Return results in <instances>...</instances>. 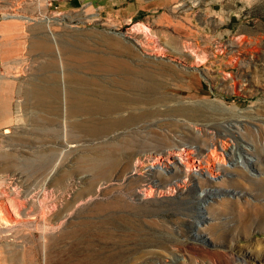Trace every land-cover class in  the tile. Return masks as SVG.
Masks as SVG:
<instances>
[{
  "label": "rangeland",
  "instance_id": "374dc122",
  "mask_svg": "<svg viewBox=\"0 0 264 264\" xmlns=\"http://www.w3.org/2000/svg\"><path fill=\"white\" fill-rule=\"evenodd\" d=\"M44 1L52 34L130 73L35 51L51 43L38 0H0V264H264V0ZM161 70L156 92L113 82ZM55 82L58 102L34 104ZM102 82L132 97L112 117L152 113L88 132L105 115L89 100L71 114L68 91L96 97ZM131 139L108 179L87 164Z\"/></svg>",
  "mask_w": 264,
  "mask_h": 264
},
{
  "label": "bare ground",
  "instance_id": "6f19581e",
  "mask_svg": "<svg viewBox=\"0 0 264 264\" xmlns=\"http://www.w3.org/2000/svg\"><path fill=\"white\" fill-rule=\"evenodd\" d=\"M51 1L49 2L50 5L53 4L51 3ZM92 2L94 3V0H92ZM47 3L48 2L44 0H38L37 11L43 18H47V20L45 21V25H46L47 31L51 32V36H50L51 43L48 40L44 39L43 37L38 38L36 41L32 42V48L35 51L39 53L47 54L50 56H58V57H63V54H69V56L77 58L78 62L76 63L79 66H81L82 63L90 60L95 71L109 72V73L111 72L116 75L120 73L129 72L128 71L129 66L124 60L116 59L115 56H110V55H106L103 53L98 54V52H95L97 54L87 53L86 50H87L88 42H89L88 38L82 39L81 37H75L71 40L63 39L61 41V38H58L56 35L52 34L51 25L53 21L45 15V11L42 9V8L47 7L48 5ZM108 8L110 9V5H106V4L102 5L98 10V14L100 16H103L104 12H106ZM113 44L114 43H111V45L109 46V48L112 50L125 51V49L127 50L130 49L132 51L131 47L123 45L120 42H116L114 45ZM169 47L175 51L180 49V46L176 40H173L172 43H170ZM50 65H52V62L50 63ZM162 75H163L162 70L161 72H158V73H154L153 71L147 72L146 73V76L148 79L147 83L138 82L137 80L132 79V76H127V75L124 77L123 80L115 79V81L113 82L122 83L131 89L132 87H134L135 89H147L150 92H156L163 84V81L161 79H163L164 75L163 76ZM76 77H77V74H72L70 77V82H73V83L78 82V84L79 83H82V84L90 83V81H88V79L86 78H76ZM100 85L102 87L96 97L95 96L93 97L92 95H90V93H84L83 88H80V89L77 87L70 88L68 91V95H67L69 99L68 105L70 107L71 114L78 113L79 109L89 100L90 102L93 103V105H88L89 108L92 109V111L94 110L99 111L100 113L105 115L104 120L100 122L98 126H93L91 128L87 127L86 129L88 132L96 133V134L104 136L110 132L116 131L119 127L125 124L132 123L133 117H142V116L150 115L152 113L151 110H146L143 112L141 111L138 114H134V116L131 113L127 118H123L119 116L112 117L114 113H117L120 110V104L122 103H124L125 105L129 104V103H126L128 101H131L132 103V97L126 96V94L124 93L113 92L109 86V83L102 82L100 83ZM33 92L34 93H33L31 100L35 101L33 102L34 104L35 103L42 104L44 101L58 102L59 100V87L56 82L45 88L41 87L39 84H36L33 87ZM137 101L139 100L137 99ZM78 103L80 104V108H78L77 106ZM124 143L125 145L121 143H116L115 145L112 146L114 147L113 151L104 150L101 157H99V159L87 161V164H90L91 169H96L99 172L100 177L102 179L104 180L108 179L109 172L113 169V167L117 163V160L113 158V155L116 153V150L120 149L123 146H128L129 149H132V139ZM113 152L114 154H112ZM213 154H216V151H214ZM37 166H38L37 170L42 172L41 173L42 176L48 177L52 171L51 169L52 168V157L50 155L42 156V158L38 160ZM153 168H155V165L150 164L146 166L144 170L146 172H151ZM214 170H216V168H214ZM31 191L32 190H28L26 197L30 196ZM108 207L109 205L107 204H101L102 211L107 210Z\"/></svg>",
  "mask_w": 264,
  "mask_h": 264
},
{
  "label": "crops",
  "instance_id": "0c3cea01",
  "mask_svg": "<svg viewBox=\"0 0 264 264\" xmlns=\"http://www.w3.org/2000/svg\"><path fill=\"white\" fill-rule=\"evenodd\" d=\"M66 5H67V6H71V4H69V3L67 4V2H66ZM11 45H12V44H11ZM11 45H10V47H13V46H11ZM4 47H5V46H4V43H3L2 54H3V55H6L7 52H6V50H5ZM11 51L14 53V52H15V49H14V48H13V49H12V48L9 49V53H11Z\"/></svg>",
  "mask_w": 264,
  "mask_h": 264
}]
</instances>
